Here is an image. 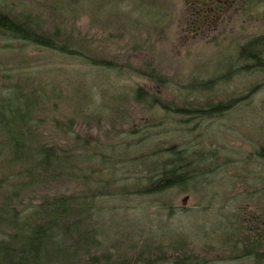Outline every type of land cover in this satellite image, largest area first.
<instances>
[{"label": "rangeland", "instance_id": "rangeland-1", "mask_svg": "<svg viewBox=\"0 0 264 264\" xmlns=\"http://www.w3.org/2000/svg\"><path fill=\"white\" fill-rule=\"evenodd\" d=\"M63 2L70 37L114 63L96 67L0 36V87L28 86L23 92L44 99L34 114L41 140L76 159L50 194H97L91 218L65 239L83 246L93 227L109 264L136 257L143 240L148 257L164 256L160 264L188 256L259 264L235 242L251 213L264 215V69L247 66L240 51L264 35V0H239L200 29L185 24L183 0H0V10L20 15ZM139 88L148 102L137 99ZM228 100L236 106L212 117L178 111ZM172 150L198 161L190 180L145 191L149 168L159 170Z\"/></svg>", "mask_w": 264, "mask_h": 264}, {"label": "trees", "instance_id": "trees-1", "mask_svg": "<svg viewBox=\"0 0 264 264\" xmlns=\"http://www.w3.org/2000/svg\"><path fill=\"white\" fill-rule=\"evenodd\" d=\"M64 3L59 8H52L51 4L45 11L21 12L20 15L0 10V36L80 57L85 62L91 61L90 64L96 67L113 64L100 58L97 51L91 52L84 42L70 37L71 32H68V24L64 20L67 15ZM240 51L242 56L251 61L247 66L264 69V35L252 40ZM27 87L16 85L8 94H4L0 87V264H109L113 255L106 252L97 254L101 250V241L91 223V230L86 231L91 232L93 237L86 241L84 238L83 246L77 240L72 242L70 239L71 242H68L65 239L71 238L65 232H70L75 225L91 218L89 199L97 194L92 190L75 196L59 193L55 188V194H50L51 186H60L65 181L64 177L68 176L65 170L77 166L76 159L66 157L64 151L59 153L41 140L43 137L37 131L34 114L38 102L44 99L39 101L30 94L34 92H23V88L25 90ZM137 99L145 102L150 100L142 93V88L137 90ZM235 102L228 100L206 109L178 111L212 117L235 107ZM170 153L172 157L165 160L159 170L151 171L149 168L153 178L151 174L146 175L149 185L145 191L183 187L190 180L189 169L198 161L191 163L186 160L185 150H172ZM56 167L57 173L54 174ZM106 182H96V188L99 189ZM34 200H38V203H32ZM26 201L29 203L26 204ZM23 210L27 213L24 214ZM260 212L257 215L251 213L247 222L242 223V230L235 242L242 247L241 256H252L259 264L264 262V234L261 229L264 215ZM141 244L136 257L125 258L114 264H160L164 256L156 254L153 259L148 257L151 253L144 246L147 243L143 240ZM178 259H175L174 264L204 263L197 256Z\"/></svg>", "mask_w": 264, "mask_h": 264}, {"label": "flooded vegetation", "instance_id": "flooded-vegetation-1", "mask_svg": "<svg viewBox=\"0 0 264 264\" xmlns=\"http://www.w3.org/2000/svg\"><path fill=\"white\" fill-rule=\"evenodd\" d=\"M183 19L187 26L198 29L217 24L234 8L239 0H183Z\"/></svg>", "mask_w": 264, "mask_h": 264}]
</instances>
